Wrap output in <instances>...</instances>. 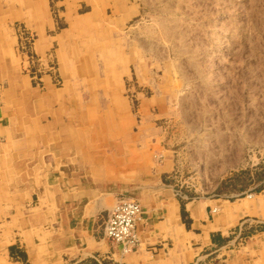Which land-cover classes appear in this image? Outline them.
Instances as JSON below:
<instances>
[{
  "label": "crops",
  "instance_id": "crops-1",
  "mask_svg": "<svg viewBox=\"0 0 264 264\" xmlns=\"http://www.w3.org/2000/svg\"><path fill=\"white\" fill-rule=\"evenodd\" d=\"M137 14L132 0H0V264H264V187L237 203L187 200L165 176L172 160L139 165L144 136L122 96V64L137 58L117 48ZM112 44L120 58L107 70L111 54L88 46ZM52 47L59 76L32 72L29 58ZM80 92L83 101L62 99ZM120 198L143 210L130 253L104 237Z\"/></svg>",
  "mask_w": 264,
  "mask_h": 264
},
{
  "label": "rangeland",
  "instance_id": "rangeland-1",
  "mask_svg": "<svg viewBox=\"0 0 264 264\" xmlns=\"http://www.w3.org/2000/svg\"><path fill=\"white\" fill-rule=\"evenodd\" d=\"M132 4L139 14L119 33L117 48L124 58H137L122 64V96L128 108L123 114L135 119L134 131L144 136L139 165L157 168L172 160L175 168L165 176L181 187L187 200L237 203L259 193L264 187V0ZM59 13L51 3L58 32L64 27ZM18 32L25 41L18 47L28 54L29 35L23 28ZM88 47L101 58L111 54L105 68H115L120 57L112 51L114 44ZM55 56L52 47L43 59L30 57L27 62L32 72L59 76ZM53 78L60 89L61 78ZM87 96L65 93L62 99L80 102ZM91 105L94 114H102L96 102ZM144 149L149 157L141 153Z\"/></svg>",
  "mask_w": 264,
  "mask_h": 264
},
{
  "label": "built area",
  "instance_id": "built-area-1",
  "mask_svg": "<svg viewBox=\"0 0 264 264\" xmlns=\"http://www.w3.org/2000/svg\"><path fill=\"white\" fill-rule=\"evenodd\" d=\"M142 215L143 210L136 200L120 198L108 213L104 225V237L107 241L120 245L123 253L135 251L140 244L137 225Z\"/></svg>",
  "mask_w": 264,
  "mask_h": 264
},
{
  "label": "bare ground",
  "instance_id": "bare-ground-1",
  "mask_svg": "<svg viewBox=\"0 0 264 264\" xmlns=\"http://www.w3.org/2000/svg\"><path fill=\"white\" fill-rule=\"evenodd\" d=\"M259 129V128H258ZM254 134V133H253Z\"/></svg>",
  "mask_w": 264,
  "mask_h": 264
}]
</instances>
